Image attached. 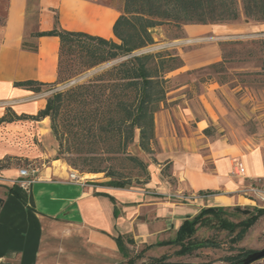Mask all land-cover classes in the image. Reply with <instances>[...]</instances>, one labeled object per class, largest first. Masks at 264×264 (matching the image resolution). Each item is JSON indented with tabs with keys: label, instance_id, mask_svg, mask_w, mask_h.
<instances>
[{
	"label": "crops",
	"instance_id": "crops-1",
	"mask_svg": "<svg viewBox=\"0 0 264 264\" xmlns=\"http://www.w3.org/2000/svg\"><path fill=\"white\" fill-rule=\"evenodd\" d=\"M33 3L35 26L28 24V0H8L0 25V118L7 112L35 115L44 107V99L23 102L36 92L14 82L55 83L60 39L34 36L53 29L55 14L65 30L117 41L112 26L122 0ZM24 41L35 44L36 51L24 49ZM178 98L173 95L167 102ZM185 102L161 105L155 114L154 153L145 184L114 187L105 184L108 178L91 174L81 175L85 182L80 184L69 181L70 170L59 165L38 172L22 188L14 183L17 167L0 169V263L127 264L133 249L165 252L171 245L156 244L174 238L178 226L203 208H259L243 188L254 182L264 186V137L246 147L224 138L211 140L203 133L207 119L193 120L194 110ZM7 103L11 107L6 109ZM28 119L0 122V136L9 125ZM47 119L29 120L42 124ZM134 149L140 151L138 145ZM6 156L1 146L0 160ZM235 163L242 164V175L231 173ZM168 165L169 176L161 173Z\"/></svg>",
	"mask_w": 264,
	"mask_h": 264
},
{
	"label": "rangeland",
	"instance_id": "rangeland-1",
	"mask_svg": "<svg viewBox=\"0 0 264 264\" xmlns=\"http://www.w3.org/2000/svg\"><path fill=\"white\" fill-rule=\"evenodd\" d=\"M7 2L8 0H0V25L6 16ZM36 20V6L32 3L28 24L34 25ZM152 36L154 44L140 48L136 54L170 51L179 56L182 63L180 68L166 75L168 82L166 101L162 105L164 108H169L174 103L184 105L183 102L186 101L194 110L193 120L200 117L207 119L210 134L206 136L211 140L224 138L227 142L246 147V144H257L264 137V22L245 18L240 12L237 20L223 23L185 24L181 28L173 24L156 26L152 30ZM70 58L66 76H70L78 68V61L74 56ZM121 60L123 58L104 62L66 81L43 86L40 93L33 94L23 102L46 100L57 92L64 93ZM173 95L181 98L168 103L167 99ZM91 100H94L93 96L88 97L89 104L92 103ZM7 105L6 109L11 107L9 103ZM77 105L76 102L67 103L64 95L63 106L55 119L56 133L52 130L49 117L42 124L28 119L9 125L0 136V145L9 155L5 157V162L18 169L31 166L37 168L38 172L62 165L70 171L76 170L80 175L105 177L104 172L85 171L92 163L90 159H86L90 153L88 151L94 150L109 158L106 151L108 147L101 145L97 148L90 139L82 137L83 130L78 129L76 120L72 118ZM92 105L94 104H90L91 107ZM136 145V142L129 145L126 151L139 156L148 164V160L153 158L152 154L136 151ZM102 166L119 168L124 175L130 177L133 185L145 180L144 175L133 168L123 155L114 161L104 159ZM161 173L169 176L170 166H163ZM240 208L251 211L253 207ZM260 209L262 211L258 218L239 241H231L236 232L228 233L217 224L220 219L238 222L244 219L245 214H237L233 210L216 216L208 213L195 225V233L190 241L198 243L209 239L217 247H204L184 256L174 255L178 245H171L165 252L133 249L128 261H131L130 264H148L151 259L156 258L154 256L160 257L163 253L168 255L164 262L228 264L225 258L240 250L264 249V208L256 207L253 212L257 214ZM250 264H264V257Z\"/></svg>",
	"mask_w": 264,
	"mask_h": 264
},
{
	"label": "trees",
	"instance_id": "trees-1",
	"mask_svg": "<svg viewBox=\"0 0 264 264\" xmlns=\"http://www.w3.org/2000/svg\"><path fill=\"white\" fill-rule=\"evenodd\" d=\"M38 0H28L29 5ZM121 14L114 20L112 26L113 39L94 36L84 31L65 30L59 25L58 15H54L53 29L49 31L35 32V37L57 36L60 39L58 73L55 83L66 81L70 77L84 73V71L97 67L98 64L123 58L120 62L112 64L110 68L99 71L83 83H78L66 92H57L48 97L44 107L35 115H12L7 112L0 118V122H13L18 119H31L35 121L49 117L52 130L56 133L55 119L63 106L64 95L67 103L76 102L77 109H73V119L76 120L78 129L83 130L84 136L90 139L97 148L105 145L109 158L103 153L94 150L86 159L92 161L86 168V172L102 173L108 178L105 184L110 186L130 187L132 180L129 176L114 166H102L104 159L115 160L123 155L137 171L144 175L145 184L149 178L148 164L137 155L129 154L126 150L129 145L137 143L142 152L153 154L152 146L155 144V114L166 101V75L170 71L182 66L179 56L170 51H158L155 53L135 52L140 48L154 44L152 30L156 26L173 24L181 28L185 24H211L234 21L242 12L245 18L264 22V0H123ZM23 48L36 51V45L23 42ZM78 61V68L70 76H66L69 69L68 62L72 59ZM214 65V64H213ZM66 76V77H65ZM16 86L30 89L39 93L43 86L53 85L27 79L14 82ZM89 96L94 100L90 104ZM10 114V117H9ZM209 127L203 129L205 135H209ZM96 150V149H95ZM98 153V154H97ZM6 159L0 160V169L8 167ZM84 171V170H83ZM249 208V207H248ZM235 213H242L235 208ZM230 209L224 207H206L199 213L185 219L176 229L175 239L161 241V245H178L174 255H189L193 250L204 247H217L209 239L198 243H191L190 237L195 233V225L203 215L218 213L228 214ZM252 208L246 213L244 219L238 222H230L227 219L218 220L217 226L228 233L236 232L232 242L241 240L246 231L254 224L262 211ZM243 214V213H242ZM117 241L123 244V239L117 237ZM250 250H240L233 256L226 257L228 264H239ZM168 257L162 254L151 259L148 264H162ZM128 261L127 264H130ZM192 264V263H191Z\"/></svg>",
	"mask_w": 264,
	"mask_h": 264
},
{
	"label": "built area",
	"instance_id": "built-area-1",
	"mask_svg": "<svg viewBox=\"0 0 264 264\" xmlns=\"http://www.w3.org/2000/svg\"><path fill=\"white\" fill-rule=\"evenodd\" d=\"M37 173H38V169L31 166L19 168V177L17 178L16 181H14V183H18L22 188H27L31 184V181L36 179ZM231 173L237 176L242 175L243 174L242 164L235 163ZM68 180L80 184H83L85 182L84 178H82L81 175L74 169L68 173ZM243 193L244 195H248L252 197L257 203L259 208L260 207L264 208V186L254 182L252 185L243 188Z\"/></svg>",
	"mask_w": 264,
	"mask_h": 264
},
{
	"label": "water",
	"instance_id": "water-1",
	"mask_svg": "<svg viewBox=\"0 0 264 264\" xmlns=\"http://www.w3.org/2000/svg\"><path fill=\"white\" fill-rule=\"evenodd\" d=\"M2 199L0 198V203H1ZM237 211L242 212L243 214L248 213L250 210L249 209H242L240 207H236L235 208ZM262 257H264V249H261L260 251H253L247 254L246 257H244L241 261V263L239 264H250L254 261H257L259 259H262ZM0 264H9L7 262L5 263H0ZM162 264H182V263H170V262H162ZM192 264H198V263H192Z\"/></svg>",
	"mask_w": 264,
	"mask_h": 264
}]
</instances>
